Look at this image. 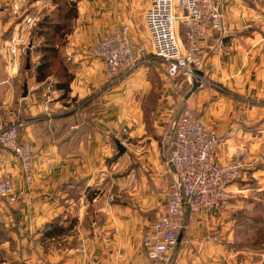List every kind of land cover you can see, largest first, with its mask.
I'll list each match as a JSON object with an SVG mask.
<instances>
[{"label": "crops", "instance_id": "1", "mask_svg": "<svg viewBox=\"0 0 264 264\" xmlns=\"http://www.w3.org/2000/svg\"><path fill=\"white\" fill-rule=\"evenodd\" d=\"M71 1L77 17L62 50L73 75L68 98L60 99L53 78L36 82L39 54L32 52L27 96L13 103L7 96V113L0 117V127L21 124L18 137L33 145L37 164L27 184L16 158L0 147V181L9 179L23 192L14 207L0 199V264H148L142 238L156 220L163 190L177 179L168 160L183 109L216 132L219 163L231 161L238 149L264 154V0H201L218 5L225 31L211 34L208 62L214 70L204 73L206 82L189 97L152 56L143 22L149 0ZM11 2L0 0V91L7 95V84L20 80L7 45L24 27L26 12L12 16ZM50 5L38 0L31 6L39 12ZM121 23L129 27L131 46L142 47L144 63L107 88L104 64L91 49ZM122 140L125 153L119 155L115 142ZM250 183L264 191L263 168L245 171L228 187L237 207L236 194L247 196ZM232 205L227 201L215 213L186 217L171 264H264V252L254 261L252 248H234ZM57 220L73 226L44 239V226ZM184 237L209 240L196 249L185 246Z\"/></svg>", "mask_w": 264, "mask_h": 264}, {"label": "built area", "instance_id": "2", "mask_svg": "<svg viewBox=\"0 0 264 264\" xmlns=\"http://www.w3.org/2000/svg\"><path fill=\"white\" fill-rule=\"evenodd\" d=\"M20 13V6L12 3L11 14L17 17ZM35 20L25 14L24 27L10 36L7 53L13 65H17L28 50L34 49L26 40ZM143 22L151 41L152 56L163 63L168 78L188 89L195 81L206 82L204 73L214 70L208 62L211 34L225 31L224 14L218 5L207 7L201 0H149ZM217 45L221 47V41ZM142 52L141 46L138 49L131 46L129 27L124 23L98 39L91 49V54L104 64L107 88L115 87L144 63ZM197 72H202L203 76ZM20 127L17 122L0 127V147L16 158L28 184L37 169L35 149L30 142L19 139ZM121 143L126 144L123 140ZM218 143L215 131L206 128L189 108L182 110L174 124L168 160L177 179L163 190L156 220L145 229L142 238L148 264H171L178 239L187 227L186 217L217 212L232 198L228 187L245 171L255 167L264 169V154H251L245 149H238L231 161L219 163ZM22 195L11 180L0 181V199L7 207L16 206ZM203 240L209 239L203 237L192 242L184 237L183 243L200 249ZM211 240L217 242L215 237Z\"/></svg>", "mask_w": 264, "mask_h": 264}, {"label": "rangeland", "instance_id": "3", "mask_svg": "<svg viewBox=\"0 0 264 264\" xmlns=\"http://www.w3.org/2000/svg\"><path fill=\"white\" fill-rule=\"evenodd\" d=\"M13 3L18 4L20 6L21 13L23 14L24 11H26L24 14L30 15L35 17V23L31 26L29 32H28V37H27V42L29 41L34 45V49L28 50L27 53L23 57H21L20 62L18 65H16V68L18 66V72H17V77L18 80L16 83L15 81L13 83L7 84V87L9 90H11V93L9 95L8 92L6 91V94L1 93L0 91V117H2V114H6L7 112L5 111L4 107H6V104L8 99L10 102L13 103V101H18L19 98L21 97L22 94V88L24 85V80L26 77H30L31 75V68H32V52H36V49L38 46L41 44L38 39L35 37V33L33 32L38 24L39 21L43 19V17L50 15L53 11L56 9V4L51 2V5L46 7L45 9L41 11H36L33 6H31L35 1L38 0H11ZM42 1V0H41ZM12 3V2H11ZM11 12V11H10ZM23 14V15H24ZM12 15V14H11ZM13 16V15H12ZM29 60V69H26V60ZM157 62L162 63L160 60L155 59ZM1 62H3V59L0 60V76L3 77L4 71L1 68ZM158 63V64H159ZM163 64V63H162ZM162 72V71H161ZM8 76V74H7ZM168 78V77H167ZM170 79V78H169ZM172 81V79H171ZM174 81V80H173ZM15 83V84H14ZM6 85V84H5ZM52 87L49 89H53V85L50 84ZM186 87V86H185ZM188 92L190 89L186 87ZM13 100V101H12ZM10 110H12V106H10ZM258 185L255 183H250L248 186L249 188L252 189V192H250L247 196H245L242 193L236 194L237 196V201L240 202V206L235 205V200L229 199L228 201L230 204H233L231 207V216L228 217V220L232 223L233 225V237L234 243L233 246L234 248H237L239 250L247 248V249H253L255 250L256 253H253L252 255V260H256L257 258H261V253L264 252V191L258 192L257 187ZM231 195L233 193L230 191ZM226 203V202H225ZM223 204V207L225 205ZM242 205H245V207H242ZM248 205L249 207H246ZM253 216L260 217L259 219H254ZM49 247V243L44 244V248ZM51 249V248H50ZM262 259V258H261Z\"/></svg>", "mask_w": 264, "mask_h": 264}, {"label": "trees", "instance_id": "4", "mask_svg": "<svg viewBox=\"0 0 264 264\" xmlns=\"http://www.w3.org/2000/svg\"><path fill=\"white\" fill-rule=\"evenodd\" d=\"M56 4V9L50 15L43 17L38 22L35 30L36 39L41 44L36 49L39 54L38 65L34 69L36 82H44L48 78L55 80L54 89L60 93V99H67L70 93V84L73 75L68 70V65L62 57V50L66 36L72 30V23L77 17V6L71 0H51ZM97 192H93L90 200ZM254 219L260 217L253 216ZM264 220V219H263ZM73 226L60 224V220L46 224L42 229V237L51 239L66 234Z\"/></svg>", "mask_w": 264, "mask_h": 264}, {"label": "water", "instance_id": "5", "mask_svg": "<svg viewBox=\"0 0 264 264\" xmlns=\"http://www.w3.org/2000/svg\"><path fill=\"white\" fill-rule=\"evenodd\" d=\"M28 55L29 54L27 53V56ZM25 67H26V69H29V60L28 59L26 60V66ZM197 74L199 76H203V73L202 72H197ZM199 86H200V83L199 82H196V81L193 82L190 91L187 93V97H189L192 93H194L196 91V89L199 88ZM27 92H28L27 91V83L25 82L24 85H23V88H22L21 98H25L27 96ZM115 145L117 147V150H118V154L119 155H122V154L125 153V148H124L123 144L120 141H116L115 142ZM179 239H180V237H179Z\"/></svg>", "mask_w": 264, "mask_h": 264}]
</instances>
